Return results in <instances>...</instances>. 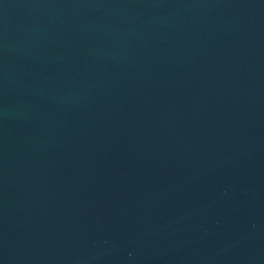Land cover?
Masks as SVG:
<instances>
[{
    "label": "water",
    "instance_id": "95a60500",
    "mask_svg": "<svg viewBox=\"0 0 264 264\" xmlns=\"http://www.w3.org/2000/svg\"><path fill=\"white\" fill-rule=\"evenodd\" d=\"M0 264H264V0H0Z\"/></svg>",
    "mask_w": 264,
    "mask_h": 264
}]
</instances>
